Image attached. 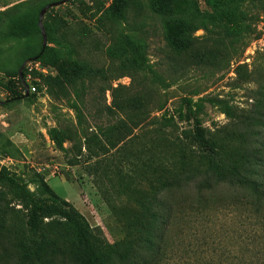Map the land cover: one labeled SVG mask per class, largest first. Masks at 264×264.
<instances>
[{
	"label": "trees",
	"instance_id": "trees-1",
	"mask_svg": "<svg viewBox=\"0 0 264 264\" xmlns=\"http://www.w3.org/2000/svg\"><path fill=\"white\" fill-rule=\"evenodd\" d=\"M135 3L112 0L94 11L85 6L80 14L86 17L85 11L90 12L88 16L99 26L117 22L114 43L119 77L129 71L141 72L152 83L166 86L164 74L150 62L148 43L122 27L130 9L139 12L144 7ZM145 6L161 20L169 76L198 67L225 68L250 39L261 34L246 23L221 47L225 44L223 37L213 28L205 29L207 35H192L212 17L193 0H146ZM38 18L35 29L42 40ZM47 19L42 22L46 42L54 40L58 31L69 40L73 25L78 30H90L74 15L67 20ZM239 45L241 50H237ZM47 47L42 45L40 51ZM91 72L85 63L60 69L59 75L72 83L91 78ZM123 88L118 85L112 90V103L106 106L108 115L119 114L117 124L99 130V135L108 140H114L113 135L124 140L129 123L145 114L146 99L138 93H123ZM251 93V104L238 110L224 100H216L233 119L212 129L202 125L199 103L183 97L177 118L189 126L172 139L162 142L155 135L146 154H122L123 148L118 147L88 166L99 194L122 228L123 237L109 245L101 242L81 212L56 194L43 177L35 175L32 191L0 166V187L10 194L7 198L0 192V264H53L58 258L73 264H163L175 251L173 232L177 228L182 234L179 251L184 264H264V85ZM161 119L165 126H171L174 120ZM95 136L88 141L99 142ZM225 195L230 197V204L225 202ZM225 205L240 210L231 230L222 233L226 242L216 246L211 234L195 235L198 230L209 231L213 212ZM228 234L233 237L225 236Z\"/></svg>",
	"mask_w": 264,
	"mask_h": 264
},
{
	"label": "rangeland",
	"instance_id": "rangeland-1",
	"mask_svg": "<svg viewBox=\"0 0 264 264\" xmlns=\"http://www.w3.org/2000/svg\"><path fill=\"white\" fill-rule=\"evenodd\" d=\"M53 1L56 0H0V166H5L32 191L36 187L35 175L43 177L56 194L81 212L101 242L109 245L123 237L122 228L99 194L88 166L118 147L123 148L122 154H146L155 135L162 142L172 139L189 126L177 118L183 97L199 103L202 108L199 118L209 129L233 119L216 100L226 101L235 110L248 107L251 90L264 85V0H193L212 16L193 36L207 35L213 28L223 37L225 44L221 47H224L226 40L246 23L261 34L250 39L244 48L237 46L242 51L225 68L198 67L171 76L167 74L168 52L161 20L147 10L146 0H132L135 4L143 3L144 7L139 12L130 9L122 27L127 32L133 30L135 36L148 43L150 62L164 74L166 86L152 83L141 72L129 71L128 75L119 77L114 43L119 29L117 22L99 26L88 16L90 12L85 11L86 17L80 14L85 6H91L94 11L112 0L67 1L49 8L42 22L46 16L47 21H58L74 15L82 18L90 30H78L73 25L68 31L69 40L58 31L54 40L46 42L47 49L40 51L42 40L35 22L41 8ZM220 29L227 33L222 34ZM85 63L92 71L91 78L82 77L72 83L60 78V69ZM240 64L242 68L238 69ZM20 67L21 76L17 75ZM118 85L124 87L123 93H138L147 102L145 114L129 123L122 141L115 135L114 140L99 135V130L116 125L119 120L118 113H106V106L112 103V90ZM169 117H173V123L165 126L161 118ZM92 135L99 142L88 141ZM1 191L10 197L6 189L0 187ZM224 197L230 204V197ZM239 211L234 205L218 207L208 222L209 231L198 230L195 235L211 234L210 240L216 246L218 242H226L222 233L227 228L231 230L239 219ZM173 235L175 251L163 264H184L179 251L182 234L177 228ZM53 264L73 263L58 258Z\"/></svg>",
	"mask_w": 264,
	"mask_h": 264
},
{
	"label": "water",
	"instance_id": "water-1",
	"mask_svg": "<svg viewBox=\"0 0 264 264\" xmlns=\"http://www.w3.org/2000/svg\"><path fill=\"white\" fill-rule=\"evenodd\" d=\"M69 0H58V1H53V2H50L48 4H46L39 12V18H38V26L41 30V35H42V45L45 46L46 45V34H45V31H44V28H43V25H42V20H43V16L45 14V12L51 8V7H54V6H58V5H61V4H64L65 2H67ZM18 73H19V76H21V67L19 68L18 70ZM26 87V86H25Z\"/></svg>",
	"mask_w": 264,
	"mask_h": 264
}]
</instances>
